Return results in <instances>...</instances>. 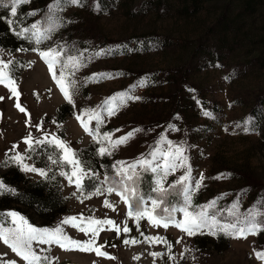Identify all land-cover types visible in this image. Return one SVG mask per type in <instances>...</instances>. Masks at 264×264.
I'll return each instance as SVG.
<instances>
[{"label":"rangeland","instance_id":"obj_1","mask_svg":"<svg viewBox=\"0 0 264 264\" xmlns=\"http://www.w3.org/2000/svg\"><path fill=\"white\" fill-rule=\"evenodd\" d=\"M53 3L30 0L28 4L39 12ZM96 4L98 9H94ZM62 8L50 16L55 30L50 38L41 40L38 50L10 51L0 45V61H11L7 71L18 93L13 95L0 84V180L6 160L16 154L25 157V164L40 169L26 157L28 145L24 141L29 136L33 144L45 137H57L85 157L107 146L105 133L116 140L141 129L126 143L110 149L111 155L106 156L112 171L116 172L113 166L117 162L132 164L150 159L154 149L168 150V144L161 142L163 138L171 142L173 150L183 148L194 180L203 175L193 197L195 206L216 201L209 214L215 212L217 219L226 223L233 219L228 209L239 201L241 218L254 209L256 220H264V0H81V6L63 4ZM50 48L62 49V60L71 56L80 62L69 75L75 82L72 104L64 99L39 55ZM60 67L57 64L53 68L57 77ZM65 71L67 75L73 69L69 66ZM101 73L112 74V78H94ZM117 93L140 99L127 100L109 116L98 106ZM64 103L68 104L64 108L67 113L60 122L57 108ZM88 110L101 112L98 133L96 122L89 123L101 143L94 141L76 119L81 116L87 122ZM249 117L255 127L246 133L243 122ZM93 143V148L82 151ZM92 157L86 158V165L101 184H92L81 193L63 177L68 209L52 225H35L15 210L8 212L17 213L37 228L55 229L67 217H77L78 224L87 226L91 217L112 220L121 230L126 225L130 231L117 235L104 225L99 233L97 245H103L102 251L115 259L99 257L95 252L65 251L57 245H34L49 249L41 254L50 257L52 264H264V258L256 255L264 253V231L246 239L187 236L172 226L153 227L146 217L137 227L120 197L103 191L107 188L105 175L92 167L97 165L96 158L105 165L97 156ZM184 172L179 168L169 174L164 187ZM97 188L103 194H95ZM106 200L113 207H105ZM175 217L181 220L183 215L176 212ZM11 219L4 227H13ZM63 230L74 240L89 239L70 225H63ZM146 237H161L167 244H150ZM125 239L139 242L125 245ZM152 252L162 255L153 257ZM9 261L25 264L0 241V264Z\"/></svg>","mask_w":264,"mask_h":264},{"label":"snow or ice","instance_id":"obj_2","mask_svg":"<svg viewBox=\"0 0 264 264\" xmlns=\"http://www.w3.org/2000/svg\"><path fill=\"white\" fill-rule=\"evenodd\" d=\"M29 2L30 0H0V8H8L10 6V15L15 17L17 15L18 5ZM63 4L81 6V0H54V3L48 6L49 16H52L54 12L62 11ZM98 8V4L94 5V9ZM56 19L59 21L60 18L57 16ZM6 22L10 27L13 24V21L10 19L6 20ZM54 30L55 28L53 25H49L41 31L39 25L33 24L31 28H24L22 31L16 32L15 34L18 38L34 39L35 42L39 44L45 37L50 38ZM26 33H30L31 35L26 36ZM33 50L35 51L36 49ZM39 55L48 65V69L52 73V78L56 81L64 99L69 104H72V89L75 87V82L69 79V75L74 74V70L81 66L78 58L69 56L66 60H62L61 57L63 56V50L52 48L48 49L46 52H40ZM97 55H99V53ZM10 63L11 61L7 63L0 61V84L9 88L13 95H18L16 88L12 86L15 84V81L7 71ZM57 64L61 65L59 77H57L56 72L53 71L54 66ZM69 66H71L73 72L66 75L65 70L68 69ZM94 78H112V74H94ZM0 99H3V97H0ZM130 99L138 100L140 97H133L127 93H117L114 96L107 98L101 106H98V108L103 109L109 116H111L115 114L119 107L124 106L127 100ZM16 106L20 108L18 103ZM20 111H24V109L20 108ZM205 114L210 115L209 113ZM85 115L88 118L87 122L82 119L81 116H77L76 119L80 121L84 131L92 136L94 141L101 143V141L97 139L98 129L102 123L101 112L98 110H88ZM91 121L96 122L97 133L90 130L89 123ZM237 126L239 127L240 125ZM254 127L255 121L252 117L247 118L243 122V130L246 133L252 131ZM139 131H141V129H135L133 132H129L125 136L116 140L111 139V134L105 133L103 135V141L107 143V146L100 147L97 154L100 156L111 155L110 149H115L121 144L126 143L134 135V132ZM24 142L28 145L30 151L33 150V139L31 136L25 138ZM161 142L168 144V150H161L159 148L154 149L149 153V156L151 157L150 159L145 157L143 159H138L132 164H126L122 161L117 162L118 166H113L116 169V179L109 187L103 190L109 194L115 193L120 197L121 201L128 206L127 215L130 218L134 217L136 219L137 227H139V220L146 217L153 227L162 226L167 229L169 226H172L180 229L187 236L207 234L211 236L223 235L235 239H246L248 235H255L260 231H264V220H256L255 217L257 213L254 209H250L248 213L241 218V215L237 211L239 208V201L235 202L231 208L228 209V214L233 219L226 223H222L218 220L215 212L209 214L208 209L215 208L216 201H212L206 206H194L192 204V197L195 192L199 190L203 175L201 174L200 179L194 180L191 177V168L187 164V158L183 155V148L176 146L173 150L171 142L166 141L163 138ZM35 143L37 145L47 143L58 151V155L55 158H53L52 155H49L48 160L53 165L67 166L69 171L62 170L59 175L66 178L70 185L75 184L78 190L81 189L82 182L85 178L96 176V173L91 172V170L84 165V162L79 159L78 154L59 138L53 137L51 140H48L47 137H45L44 140L35 141ZM13 147L15 148L16 146ZM24 159L25 157L23 155L16 154L9 157L3 166H7L8 163L11 162L17 164L24 172L37 173L41 177L46 179L49 178L48 171H51V169L48 171L45 169H38L34 166L25 164ZM137 168H140L144 172L150 171L157 176L155 186L151 188V192L156 194V198L150 199L152 205L151 209L146 207L148 201H146L145 197L139 193L138 180L140 173L137 172ZM179 168L185 169L184 174H182L174 183L169 184L168 188H165L164 181L167 179L168 175L174 173ZM51 179H55V175H53ZM107 181L108 178L106 177L105 182ZM169 189L174 191L180 198L178 206L173 205L171 207L161 208V205L164 204V198L170 194ZM14 191V189H11L0 180V195L13 194ZM95 194L100 195L103 193L100 188H97ZM104 206L109 208L113 207L107 200L105 201ZM156 209H161V211L153 215ZM176 212L182 213L183 218L181 220L176 219ZM8 217L12 218L10 223L13 227L11 228L4 227L5 223H9L7 219ZM76 221L77 217H67L61 222V225H58L55 229L37 228L29 224L24 217L18 216L15 212H8L6 215L0 214V241L9 247L17 257L25 262V264H52L50 257L41 254L49 249L39 247L34 248V245H57L65 251L79 250L83 252H95L99 257L115 259L107 252L102 251V248L104 247L103 245H97L96 241L99 233L104 230V225H109L110 230H114L117 235H120L121 231L124 233L130 231L126 225L121 230L114 221L108 219L96 220L89 217L87 226H81ZM63 225H70L78 231L83 232L86 236H89V239L80 241L68 237L64 233ZM205 229L207 230L206 232L204 231ZM145 239L150 244L161 242L167 244V241L161 237H146ZM138 242L139 241L135 239H125L123 241L125 245L136 244ZM179 242L180 241L178 240L177 243ZM168 247L170 249L171 245H168ZM150 255L153 257H159L162 254L152 252ZM256 255L257 258H264V253H257ZM138 258L139 257H134V259ZM169 258L174 259V257L171 256ZM8 264H16V261H9Z\"/></svg>","mask_w":264,"mask_h":264},{"label":"trees","instance_id":"obj_3","mask_svg":"<svg viewBox=\"0 0 264 264\" xmlns=\"http://www.w3.org/2000/svg\"><path fill=\"white\" fill-rule=\"evenodd\" d=\"M49 6V5H48ZM48 6H43L40 11L30 9L31 4L25 3L18 5L17 15L15 17L10 15V6L8 8H0V45L8 48L10 51L25 50L32 51L33 49L38 50L40 43L37 44L34 39L18 38L16 32L22 31L24 28H31L33 24L39 25L41 31L47 28L49 25H53V19L49 16ZM34 13V14H32ZM12 20L13 24L11 27L6 20ZM26 36H30V33H26ZM39 45V46H38ZM41 47V46H40ZM68 104L64 103L57 108V116L60 122H63L66 111L64 108ZM95 144H91L85 147L82 151L88 148H93ZM88 149V150H89ZM98 152L85 156L80 154L78 157L86 165V158L93 159L92 156H97L104 165L99 164L97 158L94 162L97 165L92 167L93 170H99L108 178L105 182L106 186L109 187L111 183L116 179L115 172L112 171L111 162L108 156H100ZM52 155L55 158L58 155V151L47 143L37 145L33 144V150L26 151V157L31 158L32 162L40 169L48 171L49 178L44 177H33L27 172L20 169L17 164L9 162L6 169L2 173V181L5 185L14 189L13 194H3L0 196V214H7L9 209L15 210L19 215L24 216L32 224H40L42 226H49L55 222L57 217L68 209V197L63 193L62 178L59 173L60 171H69L67 166L53 165L48 160V156ZM140 173L138 180V188L140 195L144 196L146 201L150 202V199L156 198V194L151 192V188L155 186V180L157 179L156 174L148 171L144 172L141 169L138 170ZM55 175V179L51 177ZM93 184V185H92ZM101 184L99 177L85 178L80 192L87 191L92 185L96 187ZM92 191L88 193L91 194ZM170 194L164 198L163 207H171L173 205L178 206L179 197L174 191L169 189ZM194 197V195H193ZM192 197V204L195 206L196 202ZM151 203V202H150ZM152 205H146L147 208L151 209ZM161 209H156L154 212L159 213ZM8 221L10 217L7 218Z\"/></svg>","mask_w":264,"mask_h":264}]
</instances>
